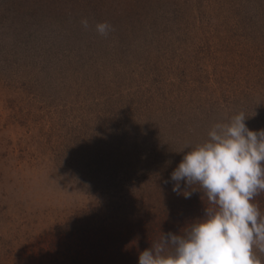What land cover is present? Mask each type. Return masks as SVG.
Segmentation results:
<instances>
[{"label":"rangeland","instance_id":"374dc122","mask_svg":"<svg viewBox=\"0 0 264 264\" xmlns=\"http://www.w3.org/2000/svg\"><path fill=\"white\" fill-rule=\"evenodd\" d=\"M47 2L0 0V264H83L136 211L207 200L170 175L215 124L264 130V0H114L109 49Z\"/></svg>","mask_w":264,"mask_h":264},{"label":"clouds","instance_id":"9594fccd","mask_svg":"<svg viewBox=\"0 0 264 264\" xmlns=\"http://www.w3.org/2000/svg\"><path fill=\"white\" fill-rule=\"evenodd\" d=\"M95 27L102 36L111 28ZM246 120L241 112L215 124L208 140L183 156L170 175L172 191L190 198L181 182L199 185L212 207L185 235L161 233L137 264H264L256 255L264 254V216L253 202L264 192V130H249Z\"/></svg>","mask_w":264,"mask_h":264},{"label":"trees","instance_id":"16d2710c","mask_svg":"<svg viewBox=\"0 0 264 264\" xmlns=\"http://www.w3.org/2000/svg\"><path fill=\"white\" fill-rule=\"evenodd\" d=\"M134 1L138 2V0ZM216 1L222 2V0ZM119 5H114V0H48L45 7L50 9L49 7L66 6L64 9H67L72 15L74 14L73 10L78 11L73 15L78 23L87 20L89 25L96 26L98 23L105 22L103 11L107 14L113 12V15H116L115 7L119 8ZM37 17L28 10L22 16V18L33 22L39 21ZM210 19L213 20V18ZM108 24L113 27L117 23ZM33 30L34 28L30 27L28 31L31 33ZM112 32L109 31L106 36L98 35L104 43L103 49L113 47L111 41L114 33ZM253 202L258 203L260 209L264 208V192L257 196ZM151 207L153 209H150L146 214H140V211H136L133 216H137V218H128L125 222H121V226H117L118 228L107 232V234H102L103 242L94 247L92 257L86 253V261H83V264H137L139 253L149 248L151 243L159 240L161 233L171 232L185 235L192 224L205 218V208L212 206L207 200L199 201L198 198L190 203L180 205L178 208L174 206L167 208ZM85 235L92 236L86 233Z\"/></svg>","mask_w":264,"mask_h":264}]
</instances>
